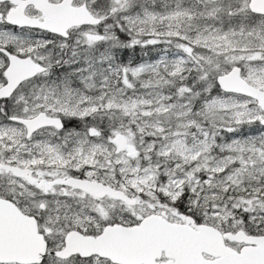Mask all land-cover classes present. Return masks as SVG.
<instances>
[{
  "label": "snow or ice",
  "instance_id": "6c2138e0",
  "mask_svg": "<svg viewBox=\"0 0 264 264\" xmlns=\"http://www.w3.org/2000/svg\"><path fill=\"white\" fill-rule=\"evenodd\" d=\"M0 264H264V0H0Z\"/></svg>",
  "mask_w": 264,
  "mask_h": 264
}]
</instances>
